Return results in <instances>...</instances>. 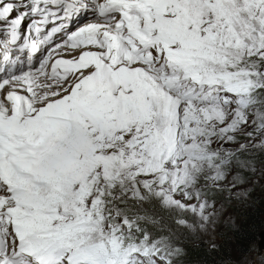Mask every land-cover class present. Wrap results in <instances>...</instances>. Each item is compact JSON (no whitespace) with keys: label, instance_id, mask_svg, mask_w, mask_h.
I'll return each instance as SVG.
<instances>
[{"label":"snow or ice","instance_id":"1","mask_svg":"<svg viewBox=\"0 0 264 264\" xmlns=\"http://www.w3.org/2000/svg\"><path fill=\"white\" fill-rule=\"evenodd\" d=\"M257 175L264 0H0V264H183Z\"/></svg>","mask_w":264,"mask_h":264},{"label":"rangeland","instance_id":"2","mask_svg":"<svg viewBox=\"0 0 264 264\" xmlns=\"http://www.w3.org/2000/svg\"><path fill=\"white\" fill-rule=\"evenodd\" d=\"M246 187L248 188L250 195L245 201L241 202L234 200L225 203L222 198L218 199L217 208H220L221 204H223L225 215L219 219L217 225L213 229L208 231H200L197 234H186L185 241L187 243L196 245H204L210 250H212L210 247L211 244L216 245L215 249H217L223 243L228 246V244L231 242V232L234 228L239 226L242 214L250 212L254 208H260L264 206V178H261L258 175L253 176L250 179V183L246 185ZM261 231H264V227L261 229ZM258 254L259 248L257 245V250L251 253L245 259L250 261L251 264H256L258 259L264 260V257H259ZM222 259L223 261L220 259H215V264H225V262L228 261L226 258ZM232 260L238 261L239 259L233 256Z\"/></svg>","mask_w":264,"mask_h":264},{"label":"trees","instance_id":"3","mask_svg":"<svg viewBox=\"0 0 264 264\" xmlns=\"http://www.w3.org/2000/svg\"><path fill=\"white\" fill-rule=\"evenodd\" d=\"M264 206L260 208H254L250 212L243 213L240 218V224L234 228L231 232V244L226 246L221 244L217 249L210 250L204 245H196L192 243L186 244V257L183 264H215V259L222 258L228 259L235 256L237 259H241L243 254L244 258H247L251 253L257 250L259 242V233L264 227ZM238 229V230H237ZM253 242L256 247L251 251H248V245ZM264 260L258 259L256 264H261Z\"/></svg>","mask_w":264,"mask_h":264},{"label":"water","instance_id":"4","mask_svg":"<svg viewBox=\"0 0 264 264\" xmlns=\"http://www.w3.org/2000/svg\"><path fill=\"white\" fill-rule=\"evenodd\" d=\"M262 247H264V231H261L259 233V242H258L259 252H260V250H261ZM259 257H260V255H259Z\"/></svg>","mask_w":264,"mask_h":264},{"label":"bare ground","instance_id":"5","mask_svg":"<svg viewBox=\"0 0 264 264\" xmlns=\"http://www.w3.org/2000/svg\"><path fill=\"white\" fill-rule=\"evenodd\" d=\"M90 14V13H89ZM84 14H82L81 16H83Z\"/></svg>","mask_w":264,"mask_h":264},{"label":"built area","instance_id":"6","mask_svg":"<svg viewBox=\"0 0 264 264\" xmlns=\"http://www.w3.org/2000/svg\"><path fill=\"white\" fill-rule=\"evenodd\" d=\"M262 257V256H261Z\"/></svg>","mask_w":264,"mask_h":264}]
</instances>
